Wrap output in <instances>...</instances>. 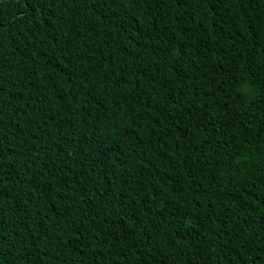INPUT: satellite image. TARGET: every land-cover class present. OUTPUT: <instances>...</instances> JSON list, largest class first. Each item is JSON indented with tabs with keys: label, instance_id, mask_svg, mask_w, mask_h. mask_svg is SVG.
I'll return each instance as SVG.
<instances>
[{
	"label": "trees",
	"instance_id": "obj_1",
	"mask_svg": "<svg viewBox=\"0 0 264 264\" xmlns=\"http://www.w3.org/2000/svg\"><path fill=\"white\" fill-rule=\"evenodd\" d=\"M0 264H264V0H0Z\"/></svg>",
	"mask_w": 264,
	"mask_h": 264
},
{
	"label": "snow or ice",
	"instance_id": "obj_2",
	"mask_svg": "<svg viewBox=\"0 0 264 264\" xmlns=\"http://www.w3.org/2000/svg\"><path fill=\"white\" fill-rule=\"evenodd\" d=\"M122 2H123V0H122ZM129 2H131V0H129Z\"/></svg>",
	"mask_w": 264,
	"mask_h": 264
}]
</instances>
